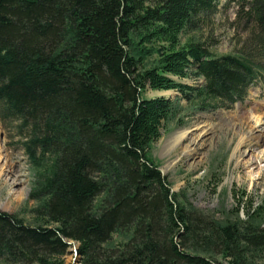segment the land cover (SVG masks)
<instances>
[{"label": "trees", "instance_id": "16d2710c", "mask_svg": "<svg viewBox=\"0 0 264 264\" xmlns=\"http://www.w3.org/2000/svg\"><path fill=\"white\" fill-rule=\"evenodd\" d=\"M235 3L262 46L264 0ZM218 6L0 0V122L21 135L36 203L34 225L0 212V264H65L68 242L78 264H264L263 203L244 219L240 203L219 217L182 204L151 157L179 107L147 89L229 109L264 75L254 51L215 57L196 37L180 44ZM190 75L203 85L173 79Z\"/></svg>", "mask_w": 264, "mask_h": 264}, {"label": "rangeland", "instance_id": "374dc122", "mask_svg": "<svg viewBox=\"0 0 264 264\" xmlns=\"http://www.w3.org/2000/svg\"><path fill=\"white\" fill-rule=\"evenodd\" d=\"M235 1L219 0L218 12L212 17L209 26L196 34L182 36L180 44H184L187 38L196 37L207 45L215 57L254 51L258 62L264 68V44L258 47L252 45L253 37L257 33L246 22L245 11L240 10ZM153 59H156V56L153 55ZM179 82L195 88L203 85L201 79L192 75ZM144 97H164L179 107L177 117L166 124L161 130L160 139L152 146L151 157L158 170L167 178L173 193L179 196L180 203L187 202L194 208L216 217L232 212L240 203L243 205V210L240 209L238 213L241 219L246 217V210L250 205L253 212L264 204V174L263 177H257L264 162L257 161L259 164L256 168L245 164L250 157L264 151V144L257 143V138L254 140L258 135H262L264 139V128L261 133L251 134L249 123L259 118L264 111V75L259 83L248 90L243 102L236 103L229 109H203L201 105L193 107L175 91L152 92L147 89ZM206 124L211 127L212 133L197 156L184 154L186 141L177 145L173 143L181 134L195 126ZM0 134L3 149L11 164L9 177L0 179V212L16 216L27 225H34L32 210L36 203L28 200L34 173L21 145V135L14 124L3 126L1 122ZM248 135L253 140L249 138L245 140L244 145L238 147L240 141ZM172 138L173 142H170ZM248 140L251 143H248ZM237 147L238 153L235 152ZM169 163H173L172 167L164 171ZM118 242L120 238H113L114 244ZM68 243L71 244L64 256V262L78 264L77 244Z\"/></svg>", "mask_w": 264, "mask_h": 264}, {"label": "bare ground", "instance_id": "6f19581e", "mask_svg": "<svg viewBox=\"0 0 264 264\" xmlns=\"http://www.w3.org/2000/svg\"><path fill=\"white\" fill-rule=\"evenodd\" d=\"M249 123L251 124L250 125L251 134H253L254 132L261 133L263 131V128H264V111L259 118L254 119V121H249ZM211 133H212V129L209 125H207V124L202 125V126L198 125V126H195L192 130H189V131L181 134L177 138H175V139L172 138L170 140V142H173V139H174L173 143H175L177 145L182 141H186L184 154H187L188 156L191 155V156L195 157L199 154V151L206 145V141L210 137ZM260 136H261V138H259ZM249 138H250V140H253V138L250 135H248L244 140L240 141L238 147L240 145H244L245 140H247ZM255 138H257L259 140V141H256L257 143L262 142L264 144V139L262 138V135L255 136L254 140H255ZM250 140H248V143H251ZM171 146L173 147L174 144H171ZM238 147L235 150L236 153H238V150H239ZM257 161L259 163L264 162V151H260L257 154V156L250 157V159H248L245 164H247L248 167H252V168L255 167L256 168V165L259 164V163H257ZM172 165H173V163H169L168 165H166L164 168V171H168L172 167ZM10 171H11V164L9 162V158L7 156V153L3 149V141L1 139V134H0V179L4 180L5 177H9ZM263 174H264V166L258 170L257 177H259V178L263 177Z\"/></svg>", "mask_w": 264, "mask_h": 264}, {"label": "water", "instance_id": "95a60500", "mask_svg": "<svg viewBox=\"0 0 264 264\" xmlns=\"http://www.w3.org/2000/svg\"><path fill=\"white\" fill-rule=\"evenodd\" d=\"M161 174L163 175V173L161 172ZM173 192V191H172ZM69 245L71 244V243H68Z\"/></svg>", "mask_w": 264, "mask_h": 264}]
</instances>
